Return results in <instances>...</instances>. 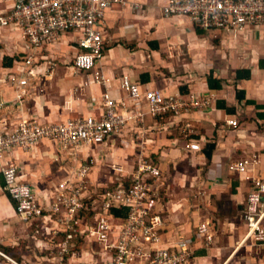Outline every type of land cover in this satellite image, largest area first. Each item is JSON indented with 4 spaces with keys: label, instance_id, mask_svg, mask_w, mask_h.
<instances>
[{
    "label": "crops",
    "instance_id": "crops-1",
    "mask_svg": "<svg viewBox=\"0 0 264 264\" xmlns=\"http://www.w3.org/2000/svg\"><path fill=\"white\" fill-rule=\"evenodd\" d=\"M17 1L0 0V16L9 15ZM125 1V7L114 5L98 26L103 53L92 71L76 72L72 67L78 52L75 33H64L56 45L37 52V64L53 66L44 76L38 68L29 75L36 77L31 79L30 97L22 107L14 103V66L29 57L32 49L18 33L0 27V102L6 107L0 113V128L13 129L31 118L45 125L99 118L105 93L121 101L126 117L133 115V105L121 87L123 79L142 93L157 90L164 96L208 97L210 107L153 120L142 105L143 122H129L122 133L104 144L62 148L54 141H43L30 152L9 154L3 165L17 167L18 180L31 186L39 205L47 206L62 182H72L71 167L87 163L95 191L131 173L141 152L132 136L143 130L149 134L143 144L145 154L159 167L164 180L158 189L164 205V243L192 235L198 223L208 222L215 233L212 249H198L191 264H264V250L235 249V242L245 234L243 212L251 182L245 176L264 179V26L242 34L202 32L184 17L164 19L161 9L170 0ZM237 72L249 73V79L236 81ZM96 74L103 75L105 82L97 83ZM208 79L217 82L219 89H209ZM239 93L243 94L240 101ZM220 103L232 113L220 109ZM229 121L237 127L229 126ZM192 144L200 150L191 148ZM212 144L207 159L204 149ZM236 161L246 163L245 176L229 170ZM1 166L0 252L4 256L0 254V264H59L53 257L56 238L50 234L56 223L48 214L33 222L19 219L15 202L6 192ZM90 245L96 248L87 243L84 250ZM81 257L90 259L85 253Z\"/></svg>",
    "mask_w": 264,
    "mask_h": 264
},
{
    "label": "built area",
    "instance_id": "built-area-1",
    "mask_svg": "<svg viewBox=\"0 0 264 264\" xmlns=\"http://www.w3.org/2000/svg\"><path fill=\"white\" fill-rule=\"evenodd\" d=\"M114 5L125 7L127 2L20 0L9 15L0 16V27L18 33L32 49L29 57L15 62L14 103L22 107L29 96L35 68L43 76L51 72L53 65L37 64L36 55L41 48L56 45L64 33L79 36L78 52L72 58L73 69L92 71L103 53V35L98 23ZM161 14L164 19L184 17L203 32L242 34L248 28L264 26V0H170ZM32 72L35 74L29 77ZM95 79L99 84L105 82L103 75L96 74ZM121 87L133 105V115L126 117L121 112V101L105 93L99 118L66 120L58 125H45L31 118L22 120L13 129L0 128V164L6 192L16 203V214L23 222L41 220L48 214L56 223L50 234L56 238L53 257L59 264H191L198 249L206 252L212 249L215 233L208 222H200L192 235L176 236L164 243L165 220L161 215L164 205L158 192L164 180L159 167L145 154L143 144L148 132L141 130L132 136V142L139 145L141 152L131 173L120 177L113 186L95 191L89 180L90 166L84 163L71 167L72 182H62L47 206L39 205L31 186L18 180L17 167L3 165L9 154L17 150L30 152L43 141H54L62 148L104 144L111 136L122 133L129 122L137 125L143 122L142 105L153 120L166 115H188L211 105L208 97L164 96L157 90L142 93L127 79L122 80ZM5 109V104L0 102V113ZM227 124L237 127L234 121ZM191 148L200 150L198 144H192ZM113 170L119 172L117 168ZM229 170L243 177L246 163L232 162ZM245 179L251 181L243 212L245 234L235 242V249L251 247L261 252L264 250V179L246 176ZM203 195L201 191L200 196ZM112 210L122 211L124 217H116ZM79 241L81 248L77 250ZM87 243L95 244L96 248L90 245L85 251ZM84 253L90 259L81 257Z\"/></svg>",
    "mask_w": 264,
    "mask_h": 264
},
{
    "label": "trees",
    "instance_id": "trees-1",
    "mask_svg": "<svg viewBox=\"0 0 264 264\" xmlns=\"http://www.w3.org/2000/svg\"><path fill=\"white\" fill-rule=\"evenodd\" d=\"M105 19V18H104ZM103 19V20H104ZM103 20H101L99 23H98V26L102 24ZM98 28V27H97ZM99 30V28H98ZM203 32V31H202ZM5 67H9L10 64L6 63V60H5ZM249 79V73L247 72H237L236 73V77H235V80L236 81H245V80H248ZM214 83V81H211V79H208V85H209V89H219V86H217V82L214 83L215 85H212ZM181 93L182 94H185V89H182L181 88ZM240 95H243L242 93H239V95L236 96L237 100L240 101L242 100V97H240ZM218 107H220V109L226 111L227 113H232V111H230L229 109H227L225 107L224 104L220 103L218 104ZM214 149V146L213 144L212 145H209L208 146V149H204V155L206 156L207 159H209L211 157V153ZM5 185V184H4ZM15 207H16V203H15ZM116 217L117 216H121V217H124V213L122 211H118V210H112L111 211ZM77 250H80L81 248V241H79V243L77 244Z\"/></svg>",
    "mask_w": 264,
    "mask_h": 264
},
{
    "label": "rangeland",
    "instance_id": "rangeland-1",
    "mask_svg": "<svg viewBox=\"0 0 264 264\" xmlns=\"http://www.w3.org/2000/svg\"><path fill=\"white\" fill-rule=\"evenodd\" d=\"M54 254H55V251H54Z\"/></svg>",
    "mask_w": 264,
    "mask_h": 264
}]
</instances>
